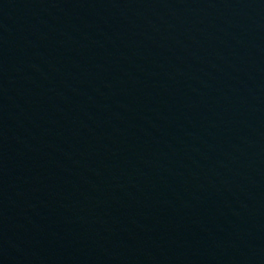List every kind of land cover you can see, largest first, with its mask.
Segmentation results:
<instances>
[{"label": "water", "instance_id": "obj_1", "mask_svg": "<svg viewBox=\"0 0 264 264\" xmlns=\"http://www.w3.org/2000/svg\"><path fill=\"white\" fill-rule=\"evenodd\" d=\"M0 264H264V0H0Z\"/></svg>", "mask_w": 264, "mask_h": 264}]
</instances>
